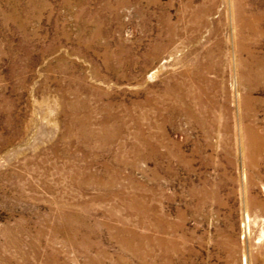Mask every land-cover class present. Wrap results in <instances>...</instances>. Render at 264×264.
<instances>
[{"label":"rangeland","instance_id":"1","mask_svg":"<svg viewBox=\"0 0 264 264\" xmlns=\"http://www.w3.org/2000/svg\"><path fill=\"white\" fill-rule=\"evenodd\" d=\"M263 141L264 0H0V264H264Z\"/></svg>","mask_w":264,"mask_h":264},{"label":"bare ground","instance_id":"2","mask_svg":"<svg viewBox=\"0 0 264 264\" xmlns=\"http://www.w3.org/2000/svg\"><path fill=\"white\" fill-rule=\"evenodd\" d=\"M205 7V6H204ZM250 62V61H249ZM240 64V63H239ZM160 67V66H159ZM155 68L148 76H147V79L148 80H151V79H154V77L156 76V74H157V72L160 70V68ZM251 67V66H250ZM249 70V69H248ZM206 71V70H205ZM171 73V72H170ZM250 73V72H249ZM243 74V73H242ZM188 78V77H187ZM185 79V78H184ZM183 79V80H184ZM246 83V82H245ZM183 84V83H182ZM206 85V84H205ZM179 86V85H178ZM194 86V85H193ZM201 86V85H200ZM208 86V85H207ZM249 87V86H248ZM173 88V87H172ZM170 89V88H169ZM179 89V88H178ZM179 90H181V89H179ZM199 90V89H198ZM186 91V90H185ZM180 92V91H179ZM196 92V91H195ZM171 93V92H170ZM177 93V92H176ZM150 94V93H149ZM165 94V93H164ZM166 94H168V93H166ZM171 94H173V93H171ZM186 94V93H185ZM169 95V94H168ZM183 95V94H182ZM167 96V95H166ZM173 96V95H172ZM179 96V95H178ZM183 96H185V95H183ZM188 96V95H187ZM190 96V95H189ZM193 96V95H192ZM169 97V96H168ZM198 98V97H197ZM159 99V98H158ZM175 99V98H174ZM178 100V99H177ZM181 100V99H180ZM199 100V99H198ZM201 100V99H200ZM154 101H156V100H154ZM177 102V101H176ZM183 102H185V101H183ZM111 103V102H110ZM202 103V102H201ZM187 104V103H186ZM109 105V104H108ZM182 105V104H181ZM193 105V104H192ZM202 105V104H201ZM105 106H107V105H105ZM114 106V105H113ZM135 106V105H134ZM189 106V105H188ZM161 107V106H160ZM172 107V106H171ZM179 107V106H178ZM192 107H194V106H192ZM132 108V107H131ZM105 109H107V108H105ZM140 109V108H139ZM149 109V108H148ZM151 109V108H150ZM194 109V108H193ZM197 110H198V108H196ZM199 109H201V108H199ZM112 110V109H111ZM132 110H133V108H132ZM141 110V109H140ZM189 110V109H188ZM109 111V110H108ZM107 111V112H108ZM193 111H195V110H193ZM197 112V111H196ZM195 112V113H196ZM183 113V112H182ZM200 113V112H199ZM206 113V112H205ZM142 114V113H141ZM201 114V113H200ZM187 115V114H186ZM199 115V114H198ZM205 115V114H204ZM206 115H207V113H206ZM111 116V115H110ZM114 117V116H113ZM119 117V116H118ZM188 117H190V116H188ZM207 117V116H206ZM202 118H203V114H202ZM107 119V118H106ZM191 120V119H190ZM202 120V119H201ZM77 121V120H76ZM124 121V120H123ZM197 121V120H196ZM199 121V120H198ZM137 122V121H136ZM123 123V122H122ZM106 124H107V122H106ZM127 124H129V123H127ZM102 125V124H101ZM103 125H105V123L103 124ZM121 125V124H120ZM120 125H119V128H120ZM114 127H116V126H114ZM116 129V128H115ZM113 131V130H112ZM108 132V131H107ZM106 132V133H107ZM138 134V133H137ZM246 134V133H245ZM244 134V135H245ZM84 135V134H83ZM86 136V135H85ZM113 136V135H112ZM137 137H139V136H137ZM143 138V137H142ZM151 142V141H150ZM248 142V141H247ZM142 143V142H141ZM263 143H264V141H263ZM153 144H154V142H153ZM156 144V143H155ZM144 145V144H143ZM166 145V144H165ZM157 146V145H156ZM146 147V146H145ZM156 148V147H155ZM170 148V147H169ZM152 150V149H151ZM154 150V149H153ZM159 150V149H158ZM249 150V149H248ZM195 151V150H194ZM195 153V152H194ZM243 154V153H242ZM253 154V153H252ZM153 155H154V153H153ZM167 155V154H166ZM180 156H181V154H179ZM179 155H178V158H179ZM166 157V156H165ZM250 158V157H249ZM183 159V158H182ZM186 159V158H185ZM182 161V160H181ZM186 161V160H185ZM188 161V160H187ZM258 161V160H257ZM252 162V161H251ZM181 163V162H180ZM190 164V163H189ZM186 166V165H185ZM253 166V165H252ZM186 168V167H185ZM247 170V169H246ZM201 189V188H200ZM203 189V188H202ZM199 193V192H198ZM206 193V192H205ZM197 196V195H196ZM203 196V195H202ZM201 196V197H202ZM198 197V196H197ZM205 199V198H204ZM206 201V200H205ZM203 202V201H202ZM202 204V203H201ZM202 206V205H201ZM149 208V207H148ZM149 211V210H148ZM63 214V213H62ZM153 218H154V216H153ZM156 218V217H155ZM60 219V218H59ZM151 219V218H150ZM162 220V219H161ZM158 221H156L155 223H157ZM154 223V222H153ZM59 228V227H58ZM66 230V229H65ZM73 231V230H72ZM157 231H159V230H157ZM117 233H119V232H117ZM119 236H120V234H119ZM152 236V235H151ZM155 236V235H154ZM122 237V236H121ZM125 237V236H124ZM145 237V236H144ZM135 238V237H134ZM159 238V237H158ZM163 238V237H162ZM119 239V238H118ZM129 239V238H128ZM141 239V238H140ZM139 239V240H140ZM157 239V238H156ZM137 240H138V238H137ZM142 240V239H141ZM146 241V240H145ZM119 243V242H118ZM147 243V242H146ZM136 244H139V243H136ZM151 244V243H150ZM149 244V245H150ZM159 244V243H158ZM169 244V243H168ZM135 245V244H134ZM121 246V245H120ZM123 246V245H122ZM127 247V246H126ZM125 247V248H126ZM132 247V246H131ZM157 247V246H156ZM151 248H152V246H151ZM155 248V247H154ZM159 248H160V246H159ZM135 249V248H134ZM124 250V249H123ZM140 250V249H139ZM146 250V249H145ZM133 251V250H132ZM144 251V250H143ZM155 251H157V250H155ZM134 252V251H133ZM132 253V252H131ZM137 253H138V251H137ZM153 253H155V252H153ZM145 254V253H144ZM148 256V255H147Z\"/></svg>","mask_w":264,"mask_h":264}]
</instances>
